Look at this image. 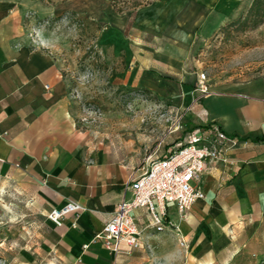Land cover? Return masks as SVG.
I'll list each match as a JSON object with an SVG mask.
<instances>
[{"label":"crops","instance_id":"0c3cea01","mask_svg":"<svg viewBox=\"0 0 264 264\" xmlns=\"http://www.w3.org/2000/svg\"><path fill=\"white\" fill-rule=\"evenodd\" d=\"M241 1L153 0L118 13L108 0H70L60 9L97 20L100 52L124 60V83L189 106L192 127L186 134L216 123L246 139L226 153V161L210 163L198 184L204 197L184 216L168 206L169 228L156 231L145 208L134 211L143 227L139 248L152 233L176 227L196 251L212 248L226 257L224 263L239 257L253 264L264 255V77L209 86L202 94L190 59L201 27L231 14ZM32 10L27 2L0 0V197L14 201L4 215L30 232L19 238L24 264H121L133 250L114 256L93 235L111 217L123 183L140 163L120 157L79 126L61 66L30 44L24 15ZM178 137L167 139L156 155ZM71 200L84 206L75 218L68 215L59 226L46 218Z\"/></svg>","mask_w":264,"mask_h":264},{"label":"rangeland","instance_id":"374dc122","mask_svg":"<svg viewBox=\"0 0 264 264\" xmlns=\"http://www.w3.org/2000/svg\"><path fill=\"white\" fill-rule=\"evenodd\" d=\"M18 1L33 9L24 15L30 44L49 52L59 63L68 80L75 119L96 141L122 158L141 163L147 155L162 151L167 139H183L191 129L189 106L123 82L124 60H111L100 52L97 35L101 27L91 14L60 10L70 0ZM118 1L125 12L132 13L153 0ZM249 2L242 0L231 14L214 17L197 32L190 59L212 88L264 77V23L243 28L238 20ZM162 137L166 138L158 146ZM13 202L0 197V264H24L19 238L30 232H23L19 219L3 212ZM173 228L152 233L121 264H245L239 257L224 263L226 257L212 248L196 251L194 241L184 236L182 242ZM253 264H264V255Z\"/></svg>","mask_w":264,"mask_h":264},{"label":"built area","instance_id":"2783aa9c","mask_svg":"<svg viewBox=\"0 0 264 264\" xmlns=\"http://www.w3.org/2000/svg\"><path fill=\"white\" fill-rule=\"evenodd\" d=\"M204 78V73L199 72L196 89L207 94L209 86ZM244 143L246 139L226 133L216 123H210L203 129L191 130L163 154L147 155L123 183L122 198L111 217L94 233L93 241L99 242L114 256L139 248L143 242V227L134 211L145 208L149 225L156 231L169 228L168 206L174 205L184 216L195 201L204 197L198 184L210 163L226 161V153ZM83 209L80 202L71 200L52 208L46 218L59 226L66 216L75 218ZM72 225H76L75 219ZM122 244L127 246L126 250L122 249Z\"/></svg>","mask_w":264,"mask_h":264},{"label":"trees","instance_id":"16d2710c","mask_svg":"<svg viewBox=\"0 0 264 264\" xmlns=\"http://www.w3.org/2000/svg\"><path fill=\"white\" fill-rule=\"evenodd\" d=\"M114 9L124 12V8L119 6L118 0H109ZM149 3V2H148ZM243 28H256L264 23V0H250L248 7L243 15L238 18Z\"/></svg>","mask_w":264,"mask_h":264},{"label":"bare ground","instance_id":"6f19581e","mask_svg":"<svg viewBox=\"0 0 264 264\" xmlns=\"http://www.w3.org/2000/svg\"><path fill=\"white\" fill-rule=\"evenodd\" d=\"M200 264H203V263H200Z\"/></svg>","mask_w":264,"mask_h":264}]
</instances>
